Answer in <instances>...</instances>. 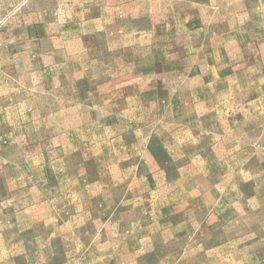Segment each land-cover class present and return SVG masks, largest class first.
Listing matches in <instances>:
<instances>
[{
	"label": "rangeland",
	"instance_id": "rangeland-1",
	"mask_svg": "<svg viewBox=\"0 0 264 264\" xmlns=\"http://www.w3.org/2000/svg\"><path fill=\"white\" fill-rule=\"evenodd\" d=\"M0 122V264H264V0H0Z\"/></svg>",
	"mask_w": 264,
	"mask_h": 264
},
{
	"label": "crops",
	"instance_id": "crops-1",
	"mask_svg": "<svg viewBox=\"0 0 264 264\" xmlns=\"http://www.w3.org/2000/svg\"><path fill=\"white\" fill-rule=\"evenodd\" d=\"M6 127H5V124L3 125L2 122H0V191H2L3 187L4 189H8L11 191V197L13 196V194H15V192H18L20 189H25L26 191L28 192H31V191H34L35 190V186L38 185V182H35V179H34V176H35V170L34 168H19V167H16V166H13L11 165L12 163L10 162V165L11 166H2V162L5 158H15V157H18V153L22 151V149H24V146L23 147H19L17 144H11L10 146H6L4 147L2 145V142H1V133L3 132V130H5ZM28 149V147H27ZM29 150V149H28ZM8 151H9V154H8ZM10 156V157H9ZM66 168H60L59 171H65ZM46 170V172L43 173V175H47V180L45 179V177L42 179L43 180V187H44V184L46 182V184H50V181H51V172H50V168H47V169H44ZM57 171V170H55ZM3 174H6V175H9L10 176V179L4 184V182H2V175ZM57 174H58V171H57ZM60 176H61V173H59ZM64 174V172L62 173V175ZM21 175V176H20ZM23 176H26L28 177V182L26 184L25 181L22 179ZM46 180V181H45ZM7 186H4L6 185ZM59 184H60V187L61 185H64L65 184V180L64 182L62 181L61 182V178H59ZM49 190H50V185H49ZM44 191V189H43ZM2 195L0 194V197ZM50 197V196H49ZM80 197L79 195H76L75 196V208L76 207H79V209H82V207L80 205H78L79 203H82L80 201ZM7 203H10V198L9 197H2L0 198V208H3L7 205ZM29 203V202H28ZM195 201H193V206H190L186 211V213H191L192 211V208L196 205H194ZM48 207L50 208L51 205H43V210L45 211V208ZM163 207V206H162ZM33 208V211H32V214L35 215V209L36 206L35 205H32ZM40 209V208H39ZM78 209V208H77ZM43 211V217L42 219L44 218L45 216V213ZM47 211V210H46ZM78 211V210H77ZM50 213H47L48 214V217L52 216V213H51V210L48 211ZM77 213V212H76ZM75 213V214H76ZM66 214H62V216H65ZM53 216H55L54 212H53ZM43 220H49V218L47 219H43Z\"/></svg>",
	"mask_w": 264,
	"mask_h": 264
}]
</instances>
